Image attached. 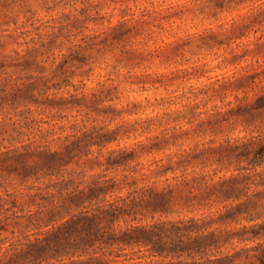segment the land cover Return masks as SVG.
Returning <instances> with one entry per match:
<instances>
[{
  "label": "clouds",
  "instance_id": "clouds-1",
  "mask_svg": "<svg viewBox=\"0 0 264 264\" xmlns=\"http://www.w3.org/2000/svg\"><path fill=\"white\" fill-rule=\"evenodd\" d=\"M0 264H264V0H0Z\"/></svg>",
  "mask_w": 264,
  "mask_h": 264
}]
</instances>
